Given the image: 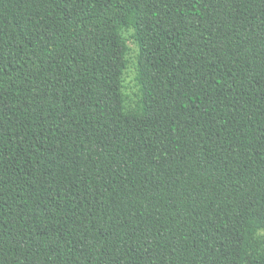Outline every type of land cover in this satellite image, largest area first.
<instances>
[{
  "label": "trees",
  "instance_id": "obj_1",
  "mask_svg": "<svg viewBox=\"0 0 264 264\" xmlns=\"http://www.w3.org/2000/svg\"><path fill=\"white\" fill-rule=\"evenodd\" d=\"M0 264H264V0H0Z\"/></svg>",
  "mask_w": 264,
  "mask_h": 264
},
{
  "label": "rangeland",
  "instance_id": "obj_2",
  "mask_svg": "<svg viewBox=\"0 0 264 264\" xmlns=\"http://www.w3.org/2000/svg\"><path fill=\"white\" fill-rule=\"evenodd\" d=\"M127 36V34L125 33ZM128 44L130 48L132 49L129 53V63L128 67L125 72V79H124V84H125V91L130 97H133V92L136 90L135 87V81H134V76H135V50L134 49V44L130 40H128Z\"/></svg>",
  "mask_w": 264,
  "mask_h": 264
}]
</instances>
